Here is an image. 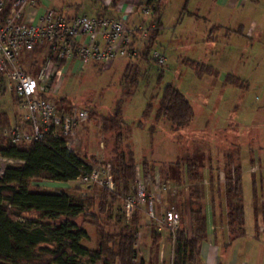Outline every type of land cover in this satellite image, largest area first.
Listing matches in <instances>:
<instances>
[{"label": "rangeland", "instance_id": "1", "mask_svg": "<svg viewBox=\"0 0 264 264\" xmlns=\"http://www.w3.org/2000/svg\"><path fill=\"white\" fill-rule=\"evenodd\" d=\"M48 1L47 7L58 8L65 15H70L67 7H72L71 12L77 15L93 14L89 9L90 0ZM194 2L195 0H169L165 10L163 9V27L152 48L162 53L165 61L162 65L156 64L153 59L146 62L139 61L141 74L137 83L131 87L129 95L125 93L121 84L124 66L131 61L125 57L116 58L107 67L102 68L91 61L82 66L74 61H68L63 66L53 94L65 95L76 106L93 109L99 114L112 112L116 103H120L122 117L130 127L139 168L141 169L140 162L145 160L150 172L158 171L161 177L163 171L171 172L170 175L180 173L187 157H194L198 160L201 172L207 171L211 164L221 166L232 162L241 165L242 170H246L249 162L253 160L249 168L254 173L255 185H261L257 192L262 198L259 202L263 207L264 87H259L258 84L257 86L252 85L249 81L254 80L253 83H256L264 78V37L258 38L256 35L247 41L248 44H245V40H238L233 36L228 40L223 38L220 36L221 30L219 33L217 31L213 33H218L219 39L216 36L214 41L201 38L199 31L204 24L202 19L195 21V18H200L202 14L194 10L196 8ZM76 4L78 7L74 9ZM261 32H264V27ZM243 43L244 46H242ZM36 53H26L22 59V66L27 72L33 74L44 63V55ZM192 62L210 66L221 77L234 73L240 77L241 82L247 79L248 86L220 87L217 83L220 77L214 80L213 76L199 75L197 66L192 65ZM166 84L176 86L188 98L193 107L194 116L183 128L174 130L167 120H163L155 125L153 131H150L149 126L153 121L150 117L142 118V112L149 101L153 103V110L156 108ZM10 85L9 81L0 78V107L9 113L13 120L18 118L24 110L20 107ZM140 120L144 122L141 126L138 124ZM79 128L82 130L80 136L77 137L76 149L81 151L83 160L88 164L98 162L105 166L109 165V172L113 178L111 164L104 163V157L108 158L112 155L110 151L112 142L107 141L111 133L102 134L93 116ZM84 153L87 157H84ZM257 160L263 164H257ZM171 177L170 182L174 183ZM208 179L205 176L203 199L206 206L210 207L209 200L214 197L215 206H217L216 202L223 191V179L221 178L222 182H216L214 179L212 184ZM33 183L44 191H65L80 197L92 196L96 200L100 197L103 188L108 189L92 183L84 192H81L83 188H80L74 181L58 184L43 178ZM112 186L114 189V182ZM182 186L179 196L174 199L179 200L178 205L184 203L187 206L188 185ZM250 187V178L245 173L243 182L245 204L249 203V200L251 202ZM172 198L168 192H165L163 206H170ZM113 210L118 215L123 213L122 195L114 202ZM219 210L216 209L218 212ZM179 214L182 226L187 217L183 216V213L179 212ZM29 215L32 216V214ZM147 219L150 220L146 214H140V226L137 231L138 255L146 260L159 251V245L156 247L151 244L152 229L145 226ZM84 226L90 235L85 245L94 248L95 229L88 223ZM144 233L145 238H143ZM163 259L165 258L162 257ZM169 263L167 260L164 264ZM96 264H101V261H97Z\"/></svg>", "mask_w": 264, "mask_h": 264}, {"label": "trees", "instance_id": "2", "mask_svg": "<svg viewBox=\"0 0 264 264\" xmlns=\"http://www.w3.org/2000/svg\"><path fill=\"white\" fill-rule=\"evenodd\" d=\"M115 1L113 0L111 6L115 5ZM154 1L155 6L151 14L156 27L151 31L143 52L136 59H130L131 61L124 66L121 84L127 95L131 93V87L137 83L141 74L139 61L146 62L151 59L149 54L155 41L156 28L159 26L161 3L160 0L146 1V4ZM11 3L12 0H6L3 16L8 14ZM106 8L102 6L95 15H105L102 9ZM46 49L47 44L43 43L36 45L29 53L38 52L43 56ZM65 63L66 61L62 60L59 65ZM93 64L102 68L99 63ZM191 64L197 66L199 75L217 76L218 74L213 68L202 63ZM224 78L225 82L242 86L238 77L231 73L226 74ZM49 98L59 110L76 105L65 95L53 94ZM88 111V119L92 116L95 118L102 134L111 133L107 141L112 142L110 150L112 155L108 158L104 157V163L111 164L115 188L112 190L103 188L100 197L96 200L92 196L80 197L65 191H44L33 183L41 178L68 183L75 181L84 171L89 170V166L83 161L81 151L65 145L66 140L74 136L73 132L67 138L46 134L41 140L17 144L9 140L0 141V155L22 161L17 165H7L3 175L0 176V264H96L97 261H101V264L165 263L158 261V251L147 260L138 255L137 231L140 226L141 211L137 210L130 222H125L123 213L118 215L113 210L114 202L121 195L123 199L134 194L135 168L139 164L135 156L130 127L122 117L120 103L117 102L113 111L107 114L95 113L93 109ZM141 116L152 119L150 131H153L155 125L163 120H167L171 128L177 130L190 123L194 110L188 98L176 86L166 84L156 108L153 110V103L147 102ZM10 119L9 113L0 107V128L9 124ZM143 123L140 120L138 124L141 126ZM84 157H87V154ZM140 164L144 174L150 171L145 160ZM182 166L183 170L180 173L170 175L171 172H162L164 180L172 176L173 185L177 188L175 193L170 194L173 197L170 201L171 205L187 217L177 231L175 255L171 264H203L200 244L207 233L206 204L203 199L205 176L212 184L214 179L218 182L220 171L224 174L223 191L216 202L217 206L214 197H211L209 202L212 213L216 209L225 210L227 231L234 238L245 233L242 168L241 165L233 162L221 166L211 164L207 171L201 172V166L194 157H187ZM182 185H188L187 206L184 203L178 205L179 200L174 199L179 196ZM252 185L253 212L258 219L262 211V203L259 202L256 194L254 177ZM79 218L80 222H78ZM85 223L95 229L94 248L85 245L90 239ZM256 223L258 229V220ZM159 240L160 233L154 229L151 244L158 247Z\"/></svg>", "mask_w": 264, "mask_h": 264}, {"label": "built area", "instance_id": "3", "mask_svg": "<svg viewBox=\"0 0 264 264\" xmlns=\"http://www.w3.org/2000/svg\"><path fill=\"white\" fill-rule=\"evenodd\" d=\"M6 0H0V78L9 81L20 107L21 115L0 128V141L15 144L41 140L46 134L67 138L88 119L86 107L72 106L59 110L53 100V90L58 85L63 66L60 61H74L81 66L89 61L107 67L116 58L136 59L149 41L156 27L148 24L127 25L121 18L105 15H65L52 7H46L37 15V0H12L8 14L3 16ZM155 1L146 4L144 12L151 13ZM47 44L44 63L36 73H29L21 64L25 52L36 45ZM156 64L162 65L165 57L157 50L150 51ZM77 137L67 139L68 148L77 147ZM84 161V160H83ZM0 155V176L9 164L21 163ZM75 179L83 188L92 183L113 189L109 165L98 162L88 164ZM177 188L158 171L144 174L136 165L134 194L123 198V220L130 222L138 210L146 214L152 225L165 230L169 240L170 264L175 255L177 231L181 227V216L173 205L163 206L164 193H175Z\"/></svg>", "mask_w": 264, "mask_h": 264}, {"label": "crops", "instance_id": "4", "mask_svg": "<svg viewBox=\"0 0 264 264\" xmlns=\"http://www.w3.org/2000/svg\"><path fill=\"white\" fill-rule=\"evenodd\" d=\"M146 1L147 0H116L114 2L115 5L111 6L113 0H90L89 9H91L93 14H96L102 6H106L107 8L102 9V12L116 18H121L127 25H146L153 21L152 14L144 12L143 10L146 6ZM48 2V0H37V15L42 14L48 5ZM168 2L169 0H160L161 9L159 14V26L156 28V33L154 35L155 39L158 37L163 27L164 10ZM194 6L196 7L194 10H197L202 14L200 18H195V21L202 19L204 24L199 31V36L201 38L204 37L205 39H209V41H214L216 39L215 36L218 39L222 36L227 40L233 36L238 40H245V44H248L247 41H249L250 38L256 37V35H258V38L264 37V32H261L264 27V0H195ZM77 7L78 4H76L74 9H77ZM67 8L70 15H75V12H71L73 9L72 7ZM54 9L62 12V10H59L58 8ZM191 12L193 11L191 10ZM193 13L190 14L192 15ZM221 30L222 33H220V36H217ZM214 31H217L218 33L213 34ZM245 44L243 43L242 46ZM231 74L235 75L234 73ZM213 77L214 80H216V77H220V80L217 82L220 87L235 86L232 83L225 82V78L219 76V74ZM238 79L240 80V77H238ZM249 82H252V85L257 86L258 84L259 87H264V78L258 80L256 83H253L254 80ZM249 82L247 79H244L242 82L240 80L243 87L248 86ZM81 130L82 129L80 128L77 129L73 132V135L79 137ZM250 163L251 162H249V165ZM256 163H259V165L263 164L260 160H257ZM249 165L248 169L241 171L242 183L244 182L245 173L248 174L251 182V202L249 200V203L245 204L243 198L245 210V233L241 236L232 238L227 231L225 210L222 209L219 210V212L215 211L212 213L211 207L206 206L207 233L205 239L200 244V257L203 264H264V206L261 207L262 211L259 213L258 219H256L253 212L252 193V182L253 177L255 179V176L253 171H251V168H249ZM262 174L263 173L261 172V176ZM218 177L219 182H222V179L224 182V174L222 171L219 172ZM167 180L170 181V179ZM55 182L58 184H65L62 182ZM257 186L256 192L258 188H261V185ZM256 194L259 201H261L262 198L259 196V193L257 192ZM139 213L141 214L142 212ZM147 220L145 226L151 228L153 232L156 228L152 225L150 220ZM256 220H258V229L255 226V224H257ZM158 232L160 233V240L158 242V261L166 262L168 260L170 262L169 240L166 231L160 230ZM145 237L146 234L144 233L143 238ZM162 257L165 259L162 260Z\"/></svg>", "mask_w": 264, "mask_h": 264}]
</instances>
